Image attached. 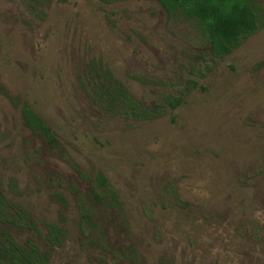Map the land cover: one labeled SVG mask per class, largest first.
<instances>
[{
  "label": "rangeland",
  "instance_id": "obj_1",
  "mask_svg": "<svg viewBox=\"0 0 264 264\" xmlns=\"http://www.w3.org/2000/svg\"><path fill=\"white\" fill-rule=\"evenodd\" d=\"M10 240L48 264H264V28L220 58L156 0H0Z\"/></svg>",
  "mask_w": 264,
  "mask_h": 264
},
{
  "label": "trees",
  "instance_id": "obj_2",
  "mask_svg": "<svg viewBox=\"0 0 264 264\" xmlns=\"http://www.w3.org/2000/svg\"><path fill=\"white\" fill-rule=\"evenodd\" d=\"M156 1L168 14L181 10L187 17L197 20L211 45L212 53L220 58L231 54L242 42L264 28V16L259 11L258 0ZM100 90L104 94L119 95L123 102H127L129 107L132 106L127 90L110 72L107 73L106 82ZM175 106L177 105H172ZM23 114L30 128L34 131L40 129L51 141H55L49 127L30 107L25 106ZM98 183L105 184V178L99 176ZM113 195L117 197L115 193ZM56 239L58 243L59 238ZM10 243L9 249L0 247V264H48L34 243H29V250H25L11 240Z\"/></svg>",
  "mask_w": 264,
  "mask_h": 264
}]
</instances>
